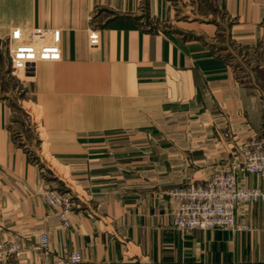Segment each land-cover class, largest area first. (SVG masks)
<instances>
[{
  "label": "crops",
  "instance_id": "crops-1",
  "mask_svg": "<svg viewBox=\"0 0 264 264\" xmlns=\"http://www.w3.org/2000/svg\"><path fill=\"white\" fill-rule=\"evenodd\" d=\"M38 27L62 30L63 59L20 74L41 113V159L62 167L75 207L65 227L45 203L57 186L15 141L0 97V242L20 248L7 264L72 253L81 264H264V201L237 208L249 232L183 235L169 195L228 171L264 133V0H0V44ZM239 182L264 189L256 175Z\"/></svg>",
  "mask_w": 264,
  "mask_h": 264
},
{
  "label": "built area",
  "instance_id": "built-area-1",
  "mask_svg": "<svg viewBox=\"0 0 264 264\" xmlns=\"http://www.w3.org/2000/svg\"><path fill=\"white\" fill-rule=\"evenodd\" d=\"M89 38L92 45L100 43L97 30H93ZM62 41L63 32L60 29L38 27L29 31L14 30L5 42L13 71L30 78L35 75L38 64L61 61ZM245 148L244 160L234 161L228 171L215 173L203 183L191 182L170 191L169 195L176 205L172 221L175 229L183 235L197 230L227 229L235 234L251 230L248 224L237 220V208L240 204L264 201V189L245 187L239 182V177L252 174L264 180V133L248 140ZM44 201L58 211L63 226L69 225V217L75 207L71 192L50 189L44 193ZM40 248L49 253L48 234L41 235ZM19 253L17 241L0 242V264H7ZM81 262V254L72 253L59 258L55 264Z\"/></svg>",
  "mask_w": 264,
  "mask_h": 264
},
{
  "label": "rangeland",
  "instance_id": "rangeland-1",
  "mask_svg": "<svg viewBox=\"0 0 264 264\" xmlns=\"http://www.w3.org/2000/svg\"><path fill=\"white\" fill-rule=\"evenodd\" d=\"M25 80L20 72H14L10 62V56L6 43L0 44V97L5 100L14 112L15 124L13 136L15 141L23 147L28 154L30 160L44 169V172L50 180L55 182L56 190L62 192H70L63 184H59L55 177L62 174L60 166L54 164L50 160V169L47 163L43 162L41 157L48 155L46 145L43 146L42 140L45 142V135L41 128V113L30 103L28 92L30 90L29 82ZM57 182V183H56Z\"/></svg>",
  "mask_w": 264,
  "mask_h": 264
}]
</instances>
